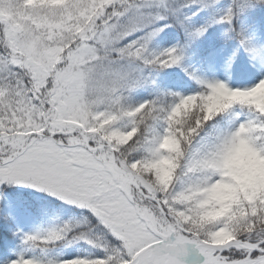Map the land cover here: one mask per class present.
<instances>
[{"label": "snow or ice", "instance_id": "obj_1", "mask_svg": "<svg viewBox=\"0 0 264 264\" xmlns=\"http://www.w3.org/2000/svg\"><path fill=\"white\" fill-rule=\"evenodd\" d=\"M0 264H264V0H0Z\"/></svg>", "mask_w": 264, "mask_h": 264}]
</instances>
